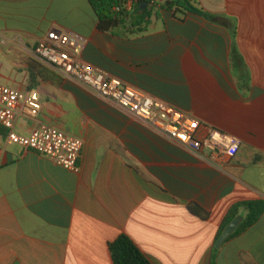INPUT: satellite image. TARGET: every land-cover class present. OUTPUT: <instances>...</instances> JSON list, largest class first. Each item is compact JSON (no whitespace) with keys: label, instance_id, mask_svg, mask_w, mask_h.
Instances as JSON below:
<instances>
[{"label":"crops","instance_id":"1","mask_svg":"<svg viewBox=\"0 0 264 264\" xmlns=\"http://www.w3.org/2000/svg\"><path fill=\"white\" fill-rule=\"evenodd\" d=\"M192 3L206 17L162 12L136 34L100 31L89 0H0V84L42 102L14 131L48 125L84 141L74 172L9 144L0 126V264H114L110 245L122 235L151 264H211L231 209L264 203V0ZM52 31L83 37L84 62L188 113L200 139L212 129L238 139L239 152L205 149L214 163L200 161L66 80L35 55ZM231 237L214 264H264V214Z\"/></svg>","mask_w":264,"mask_h":264},{"label":"built area","instance_id":"2","mask_svg":"<svg viewBox=\"0 0 264 264\" xmlns=\"http://www.w3.org/2000/svg\"><path fill=\"white\" fill-rule=\"evenodd\" d=\"M86 44V39L75 33L52 31L39 42L35 55L66 80L83 86L160 136L186 148L200 161L214 163V157L207 156L205 149L216 156L234 157L239 152L238 139L212 129L202 140L198 136L200 121L188 113L84 62L81 53ZM41 110L42 102L36 91L19 92L0 84V126L9 131L8 143L50 158L64 169L78 172L84 147L82 139L48 125H42L29 136L14 131L19 115L25 113L36 118Z\"/></svg>","mask_w":264,"mask_h":264},{"label":"trees","instance_id":"3","mask_svg":"<svg viewBox=\"0 0 264 264\" xmlns=\"http://www.w3.org/2000/svg\"><path fill=\"white\" fill-rule=\"evenodd\" d=\"M89 2L97 15L99 30L102 32H114L120 28H131L136 34L144 33L148 30L153 20L158 21L161 19L162 12L173 13L180 20H183L188 14L206 17L203 11L193 5L192 0H164V3L156 10L153 7L156 4V0H89ZM129 2H132L130 11L126 9ZM236 36V32L232 31L234 41L231 57L232 64L239 62V54L235 46ZM247 86L245 89L249 88ZM241 208L247 210V215L243 224L231 238L251 228L264 214V203H245L235 206L225 219L217 241L227 226L238 217ZM190 211L199 218L204 219L206 217L203 210L197 206L191 207ZM110 252L114 264H151L133 241L125 235H122L110 245ZM217 253L218 250L214 248L211 264H214Z\"/></svg>","mask_w":264,"mask_h":264},{"label":"water","instance_id":"4","mask_svg":"<svg viewBox=\"0 0 264 264\" xmlns=\"http://www.w3.org/2000/svg\"><path fill=\"white\" fill-rule=\"evenodd\" d=\"M242 219L241 218H237L235 221H233L223 232L222 236L220 237V239L218 240L217 244H216V248L220 249L222 247V245L224 244V242L229 239L239 228L240 223H241Z\"/></svg>","mask_w":264,"mask_h":264},{"label":"rangeland","instance_id":"5","mask_svg":"<svg viewBox=\"0 0 264 264\" xmlns=\"http://www.w3.org/2000/svg\"><path fill=\"white\" fill-rule=\"evenodd\" d=\"M163 3H164V0H156V4L153 5L154 9L156 10V9L159 8L160 5H162ZM153 22H154V20H153ZM153 22H152V23H153ZM130 30H131V28H130Z\"/></svg>","mask_w":264,"mask_h":264}]
</instances>
